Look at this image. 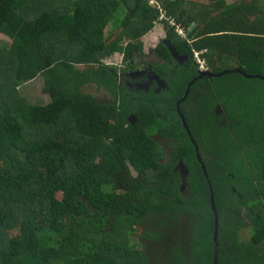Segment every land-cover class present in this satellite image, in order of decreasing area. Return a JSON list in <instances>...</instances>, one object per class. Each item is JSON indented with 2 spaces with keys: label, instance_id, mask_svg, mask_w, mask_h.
Segmentation results:
<instances>
[{
  "label": "trees",
  "instance_id": "trees-1",
  "mask_svg": "<svg viewBox=\"0 0 264 264\" xmlns=\"http://www.w3.org/2000/svg\"><path fill=\"white\" fill-rule=\"evenodd\" d=\"M206 1L0 0V264H214L216 213L218 264H264V12Z\"/></svg>",
  "mask_w": 264,
  "mask_h": 264
},
{
  "label": "rangeland",
  "instance_id": "rangeland-1",
  "mask_svg": "<svg viewBox=\"0 0 264 264\" xmlns=\"http://www.w3.org/2000/svg\"><path fill=\"white\" fill-rule=\"evenodd\" d=\"M191 1H197V2L201 1L200 3L207 2L206 0H191ZM228 1L233 3V2H237V1H243V0H228ZM244 1H251V0H244ZM259 5H260V8L264 12V0H260ZM122 12L123 11H120L119 17H120V15H122ZM118 18L113 19V22L117 23ZM164 38H165V30L162 29V25H158V26H156V28L154 30H152L149 34H147L142 39L144 42V51H145L146 59H148V60L154 59V56L152 54V50L157 45V43ZM10 42H11V39L8 36L0 33V45H8ZM107 61L108 62H117L120 66L123 65L122 55H120L118 53L113 55L112 57H109ZM133 74L137 75V73H133ZM135 75L131 74V75H129V77L132 78V77H135ZM248 83L251 84L252 82L250 81ZM43 84H44V81H43L42 76H38L34 80L27 82L26 84L23 85L22 94L25 97H27L31 103L45 104L46 102L50 101V97H49V95H47L43 92ZM255 85H256V87H260L261 91H260L258 96H255L254 102L256 100L264 98V84H260L259 82H256ZM198 91L199 90H197V92ZM260 103L262 104L263 102L257 101L255 103V105L260 104ZM197 106H199V101L196 98H193V100L190 101L189 108H193V107H197ZM249 228L250 227L247 226L246 228L243 227L241 229V233L239 234L240 240L247 241L250 238L251 232H250Z\"/></svg>",
  "mask_w": 264,
  "mask_h": 264
},
{
  "label": "water",
  "instance_id": "water-1",
  "mask_svg": "<svg viewBox=\"0 0 264 264\" xmlns=\"http://www.w3.org/2000/svg\"><path fill=\"white\" fill-rule=\"evenodd\" d=\"M164 42L168 45V47H169L172 55L175 58L182 59V56L179 55V53L177 52V50L175 49V47H174V45L172 43H170L167 40H164ZM234 71L244 73V71L242 69H240V68H237ZM229 72H230L229 70H224V71H221V72H219V73L216 74V73H214L212 71H205V72H202V73L199 74V78H201L203 76H207V77L220 76V75L227 74ZM246 75L251 76V77L253 76V75H249V74H246ZM256 76L264 79V77H262L260 75H256ZM190 88H191V83L188 84V87H187V89L185 91V94L183 95V97L181 99L178 100V103H177V110H178V112H179V114H180V116L182 118L183 124H184L185 128L187 129V131H189V127H188V125L186 123V120H185V117H184L183 113L181 112V109L179 107V104L181 102H183L187 98V96L190 93ZM130 117L131 118H134L132 115ZM195 149H196V153H197V158H198L199 161H201V156L199 154L198 147H196ZM202 168L206 171L204 164H202ZM206 177H207V174H206ZM210 198H211L212 208H213V210L216 213V207H215V204H214L213 194L210 195ZM216 223H217V228L215 229V233H214V240H215L214 264H218V258H217V256H218V251H219V249H218L219 242H218V218H217V213H216Z\"/></svg>",
  "mask_w": 264,
  "mask_h": 264
},
{
  "label": "built area",
  "instance_id": "built-area-1",
  "mask_svg": "<svg viewBox=\"0 0 264 264\" xmlns=\"http://www.w3.org/2000/svg\"><path fill=\"white\" fill-rule=\"evenodd\" d=\"M170 24L176 26V29L179 32V34L181 36H184V30H183L182 26L180 24L176 23L173 18L170 19ZM205 51L206 50H200V51L195 50L194 51L195 60L200 65V68H202V69L203 68L206 69V67H207L206 66V59L202 57V53H204Z\"/></svg>",
  "mask_w": 264,
  "mask_h": 264
},
{
  "label": "flooded vegetation",
  "instance_id": "flooded-vegetation-1",
  "mask_svg": "<svg viewBox=\"0 0 264 264\" xmlns=\"http://www.w3.org/2000/svg\"><path fill=\"white\" fill-rule=\"evenodd\" d=\"M171 52V51H170ZM172 54V53H171ZM174 57V56H173ZM175 58V57H174ZM176 59V58H175ZM177 61H180V62H182V59H180V60H177ZM200 74V73H199ZM133 75H135V74H133ZM136 76V75H135ZM207 77V76H206ZM262 77H264V76H262ZM207 78H209V77H207ZM263 79V78H262ZM158 80H156L155 78H153V76H151V75H149L148 76V81H147V84H156L155 85V87H156V89L157 90H160L163 86H162V84H163V82H157ZM189 83H191V86H192V82H189ZM188 83V84H189ZM150 85V86H151ZM162 86V87H161ZM149 88V85H148V87H146V89H148ZM215 112L216 113H223V110H222V107H221V104H217V105H215ZM131 118V117H130ZM131 119H133V118H131Z\"/></svg>",
  "mask_w": 264,
  "mask_h": 264
},
{
  "label": "clouds",
  "instance_id": "clouds-1",
  "mask_svg": "<svg viewBox=\"0 0 264 264\" xmlns=\"http://www.w3.org/2000/svg\"><path fill=\"white\" fill-rule=\"evenodd\" d=\"M152 4H155V2L154 1H152ZM183 28V27H182ZM184 29V28H183ZM182 37H184V36H182ZM163 40H165V39H163ZM180 55V54H179ZM180 56H182V55H180ZM187 58V56H182V61H184L185 59ZM194 59H195V57H194ZM176 60H180V59H177L176 58ZM196 61V60H195ZM196 63H197V61H196ZM198 64V63H197ZM206 66H207V63H206ZM198 69H199V72L200 73H202V72H205V71H211V69L209 68V66H207L206 67V69H202V68H200V65L198 64ZM213 77V76H212ZM189 127V126H188ZM199 150V149H198ZM199 154H200V151H199ZM200 156H201V154H200ZM203 164V163H202Z\"/></svg>",
  "mask_w": 264,
  "mask_h": 264
},
{
  "label": "crops",
  "instance_id": "crops-1",
  "mask_svg": "<svg viewBox=\"0 0 264 264\" xmlns=\"http://www.w3.org/2000/svg\"><path fill=\"white\" fill-rule=\"evenodd\" d=\"M228 3H231V2H229L228 0H226ZM201 2V1H200ZM237 2H241V1H237ZM203 3H206V2H203ZM233 3H236V2H233ZM162 29H164L163 28V26H162Z\"/></svg>",
  "mask_w": 264,
  "mask_h": 264
}]
</instances>
